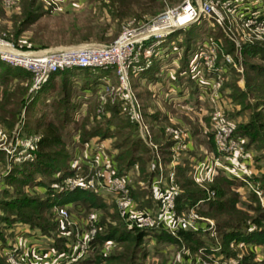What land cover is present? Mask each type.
<instances>
[{"label":"built area","instance_id":"obj_1","mask_svg":"<svg viewBox=\"0 0 264 264\" xmlns=\"http://www.w3.org/2000/svg\"><path fill=\"white\" fill-rule=\"evenodd\" d=\"M18 1L0 0L4 10L12 9ZM37 1L49 13H62L74 7L69 0ZM220 1L230 4L232 8L234 6L232 3H241L242 6L251 1V4H254L257 0H196L195 2L184 0L180 5L165 9L145 22L136 19L127 21L117 37L106 45L81 44L26 51L0 38V63L20 69L30 75L28 93L39 91L49 76L55 72L72 69L110 70L116 85L112 87L107 79H101L100 89L96 92L99 108L95 110V114L98 117H108L107 113H102L101 107L106 101L120 102L124 107L128 123L134 128L137 138L149 149L152 156L150 179L146 183L137 182L136 185H132L130 173L123 177L115 176L113 153L108 151L104 142L98 143L92 140L89 142L92 146L90 153L88 143L83 150L75 149L74 159L70 163V166L75 169L74 174L62 180L59 185H54L56 193L81 190L95 196L111 198L126 230L157 231L172 237L182 231L214 238L215 228L212 220L197 215L193 209L181 214L175 210V199L179 194L175 182V168L180 159L193 150L192 127L189 124H180L166 111L160 112L165 118L162 122L163 134L171 142L169 159L164 164L159 145L153 141L155 126L144 117L142 103L132 88V82L139 80L134 78L139 77L151 67L152 61L160 56L159 47L173 32L184 30L201 19H210L213 16L217 19L215 6ZM259 19L261 17L248 18L244 26L263 23L260 32L264 35V19L261 21ZM214 21L218 24V20L214 19ZM205 37L206 35H203L204 40ZM213 41L214 38H211V41H203L191 51L185 68L178 75L179 80L183 81L181 85L176 83L173 71L172 79H168L167 92H159L156 89L166 84L165 79H161L152 84L156 90L150 91L149 97L174 110L181 109L178 104L179 100H183L191 106L188 113L200 116L198 122L201 118H208V128L201 119L204 125L200 129L204 141L206 140L205 133L210 134L212 149L208 150L205 145H200L196 156L190 158L189 170L190 180L204 189L207 196L206 201L211 199L214 193L206 190L205 187L211 184L218 174H221L227 179L241 183L234 190L236 193L245 192L255 195L264 214V197L259 190L258 183L254 181L255 176L251 173L256 157L244 149L245 141L234 136V124L225 117L228 107L223 102V92L220 90V81L217 77L218 71L214 68L215 45ZM229 65V57L225 55L222 68L219 69L224 73ZM160 73L159 70L158 74ZM187 80H190L197 90L192 97L186 89L182 88ZM175 90V95H173L172 91ZM171 95L176 97L171 98ZM205 105L210 106L211 110L208 111ZM154 112L146 113L153 114ZM188 119L191 120L190 117ZM20 123L21 120H18L11 130L0 125V152L4 155L5 174L10 171L12 164L31 162L35 154L41 152L37 135L20 137ZM76 151H78L77 155ZM135 188L146 190L150 194L144 197L145 200H151L150 207L139 208L137 206L131 196V191ZM67 210L65 206H54L52 213L56 217L58 229L65 230L72 236L74 243L62 252L64 259L57 258L55 255L58 252L55 253L48 249L49 260L45 264L78 263L96 249L92 242L97 232L95 212L76 225L75 222L70 221ZM247 229L254 230L255 227L248 225ZM114 244L113 241H104L100 247L101 256H105ZM230 247L240 249L238 242L231 243ZM219 250L218 243L212 248L199 247L193 252L182 245L178 257L186 264H237L234 259L224 257ZM52 252L54 258L51 260ZM15 253H18V247L13 248L12 253H3V255L7 254L5 258L7 264H27L21 254L17 257Z\"/></svg>","mask_w":264,"mask_h":264},{"label":"trees","instance_id":"obj_2","mask_svg":"<svg viewBox=\"0 0 264 264\" xmlns=\"http://www.w3.org/2000/svg\"><path fill=\"white\" fill-rule=\"evenodd\" d=\"M107 1L114 4L116 2L119 3V6L121 5L120 8H123L126 4L122 0ZM26 2L31 5L37 4L39 7L41 6L37 0H28ZM148 2L153 3L154 0H148ZM126 9L130 11L128 7H126ZM124 14L126 13H123V15ZM136 17H140V15L136 14ZM185 29L173 32L163 43V45L169 48H172V43H174L178 49H181V54L178 58V66L174 70L175 80L178 85L183 83V81L179 80L178 75L185 68L187 58L193 50L196 39L200 37L202 33L204 34L200 27L188 26ZM181 31L186 33L182 38H180L179 35ZM207 33L209 34L210 32L208 31ZM101 36V32L93 34L86 33V35L81 37V41H88L91 38H99ZM178 38H180L179 41ZM227 52L229 53L230 50H226V53ZM258 52H264V46L256 44L246 45L243 48V55L248 57H252ZM162 65L161 60H153L151 67L139 75L140 79L137 80V82L142 80L143 83L149 84L161 81V77L158 73ZM247 69L264 76V67L262 66L247 64ZM94 70L99 69H72L52 73L46 84L41 87L36 95L53 81L59 80L62 84H66L67 92L62 94V98L59 99L60 103H58V100L57 105L59 108H62L63 121L69 120V118L73 117L72 112H76L79 108V104L75 105V103L71 102L76 94L69 85L71 81L77 79L80 84V90L87 89L91 93L94 92L93 86L95 83L101 81V78L111 72L109 70H102V76L100 75L99 78H93L92 71ZM3 75H5L6 78L7 76L9 78L10 76L17 77L21 75V77L25 76L28 80L30 79V75L25 71L11 68L0 63V88L3 86V83L7 81V79H3ZM252 79H254V77L248 76L246 78V86ZM224 87L229 89L232 93L228 96L231 99V103L237 102V104H241L240 100L244 98L245 94L237 91L236 81L233 80L228 85H224ZM182 88L186 89L191 97L195 95L197 91L190 80H187ZM257 90L261 92L260 99L257 100V102H259L258 106L264 108V87L259 85ZM27 91L28 87H14L11 91L7 90L6 92L2 91L0 93L1 126H5L8 130H11L18 122L21 110L26 106L28 110L32 108V105H34L33 100L36 95H32L28 100L29 95H27ZM136 94L142 103L144 117L155 126L153 130V141L159 145V152L165 164L169 159V147L171 144L169 138L166 137L162 131V122L165 118L158 112L146 115V110L149 107V104L146 102L148 99L145 97V101L142 93ZM253 99H255L254 96ZM98 106L97 98L95 99V107L92 106V108H90L86 105L85 115L88 116L89 112H91L92 117L90 118L94 120L95 125L90 129H86L85 126H87V124L84 121L81 127L76 126L74 130H77V135L74 141H64L60 135V125L54 124L52 126L49 120L38 119L34 123L25 121L22 124L23 130L25 129L28 132L26 135L31 134L39 137L38 145L41 152H37L31 162L12 164L10 171L3 178V184L8 182L10 184H15L17 187L12 191L8 189H2L0 191V194L6 196L5 199H0V227H6L7 225L5 224H9L10 226L17 222L19 225L45 237L48 236L51 231L58 230L57 221L52 213V208L54 206H72L74 204H80L86 208H92L94 210L100 209L104 212L105 203L101 196H95L90 192L81 190H73L62 194L54 193V185L74 174L75 169L70 166V163L74 159L75 149L83 150L84 146L92 140L98 143L105 140L110 142V148L114 152L113 161L116 168L115 176L123 177L130 172L129 170L134 168L140 171V175L137 177L138 180L147 181L150 179L152 156L149 149L137 138L134 128L128 123L122 104L120 102L106 101L101 107V111L102 113H107L108 117H98L95 114V110L99 108ZM205 107L208 111L211 110L210 106L205 105ZM247 108H251V105H245L242 109ZM26 112L28 113V111ZM254 114L257 121L252 120L240 124L235 122L233 117L226 118L234 124V136L242 138L245 141L244 149L257 154L256 163L260 165L262 172L254 177V181L258 183L259 190L264 197V120L257 111H255ZM202 120L208 128V118H203ZM186 123L192 127L194 147L192 151L188 152L185 157L180 159V162L175 168V182L179 190V194L175 199V210L178 214H181L189 209L196 208V212L200 216L213 219L215 221V236L211 238L210 243L217 242L220 247L219 252L223 254L224 257L234 259L237 264H264V256L258 261L255 255L246 254L242 248V246L244 247L246 245L258 246L264 243V214L261 211L258 199L255 195L249 193L248 197L254 201L255 207L246 206L245 211L237 209L235 204L237 203L238 196L236 193H231L230 188L232 185L240 186L241 183L239 181H232L218 174L213 179L212 183L205 187L206 190L214 193L213 197L206 201L207 196L204 189L199 187L196 188V185L188 178L186 173L190 170V158L196 156L200 145H205L208 150L212 149L210 134L205 133L206 140L204 141L202 138V131L197 123H193L192 120H186ZM50 147H56L58 149L52 151L49 149ZM0 159L2 160L0 163H2V165L5 164L2 152H0ZM118 163L122 164V166L117 167L116 164ZM34 175L47 176L46 183L42 182L41 179L33 183ZM30 185L46 189V195L40 199L27 194L25 195L22 189L24 187H30ZM147 195L149 196L150 194L148 192L131 191V196L139 208L151 206V200L148 199L145 201L144 199ZM197 203L198 205H196ZM203 208H206V211L199 213L198 210L201 211L200 209ZM248 211L253 212L254 215L249 216ZM11 212H14V214ZM105 217H108L111 221H118L121 229L111 227V224L108 222L106 223L105 219H103L99 226L96 225L100 231L97 230L95 237L92 239L96 249H94L86 259L72 264H113L116 262L126 264L124 261H126L127 258L131 260L133 255L130 248L127 247L124 249L128 252L130 257L112 254H107L102 257L100 254L102 243L104 241H113L115 244L129 243L132 244V248H134L142 238L151 234L152 236H156L157 239L164 238L171 243L184 245L191 251H194L197 247L207 246L206 240H203L201 235L198 234L179 231L172 237L166 233L157 231L126 230L117 212L114 215H107L105 213ZM248 225H253L255 229L248 230ZM1 239L3 240V238ZM233 242L239 243L240 255H236V252L230 247V244ZM51 250L59 252L60 248L51 247ZM129 264H132V262Z\"/></svg>","mask_w":264,"mask_h":264},{"label":"rangeland","instance_id":"obj_3","mask_svg":"<svg viewBox=\"0 0 264 264\" xmlns=\"http://www.w3.org/2000/svg\"><path fill=\"white\" fill-rule=\"evenodd\" d=\"M26 1L28 0H19L17 4L10 10H4L3 5L0 2V38L14 43L20 50L35 51L74 46L81 43L91 45H106L117 37L127 21L136 19L138 21L145 22L146 20L163 12L165 9H170L180 5L184 0H154L153 3L148 2V0H122L124 3H126L124 5L125 8H120L121 5L119 6V3L117 2L114 4L107 0H69L70 3L74 5V7H70L62 13H49L48 10L43 9L40 2L39 3L41 6L39 7L37 4L31 5ZM251 2L244 3V5H242L243 7L241 6V3H232L234 6L230 8V4H225L224 1H220L219 3H216L215 6V12L218 17L217 19L215 16H213V18L201 19L197 23L189 25L191 27H200V29L204 32V34L202 33L201 36L196 39L193 50L198 47L201 42H205L206 40L211 41V38H214V68L218 71L217 77L220 81V90L223 88L221 90V92H223V102H225L226 106L228 107V112L225 113V117H233L234 121L239 124L252 120L257 121L254 114L255 111H257V113H259L264 120V108L258 106L259 102H257L261 95V92L257 90V87H259V85L264 87V76L247 69V64L264 67V52H258L252 57L243 55V48L246 45L260 44L264 46V35H262V32H260L263 23L250 25L248 27L244 26L248 18L256 19L257 17H261L259 21L264 19V0L254 1L255 5L251 4ZM126 7H128L130 11H127ZM123 13L126 14L123 15ZM136 14L140 15V17H136ZM214 19L218 20V24L214 21ZM208 31L210 32L209 34L207 33ZM96 32H101L102 36L99 38H91L88 41H81V37L86 35V33L93 34ZM185 34L186 33L184 31H181L179 33L180 38L184 37ZM203 35H206L205 40ZM259 36L261 38H259ZM180 38H178V41ZM159 49L160 56L158 58L156 57L155 59L162 61L163 65L160 68L162 74L160 73V75L163 76L166 84L162 88L157 87L156 89H158L159 92H167L169 89L167 85L168 79H172L173 71L178 66V58L180 57L181 49H178L174 43H172V48H169L166 45H161ZM226 50H230V52L226 53ZM225 55H228L230 65L226 70H224L223 73L219 68H222L223 58ZM100 75H103L102 70L99 69L92 71L93 78H99ZM248 76L254 77V79H252L246 86L245 80ZM3 79H7V81L3 83V86L0 88V93L2 91L6 92L7 90L11 91L14 87H28V89L30 87V81L25 76H10L9 78L7 76L6 78L5 75H3ZM101 79H107L108 83L112 87L116 85L114 80L115 78L111 72ZM134 79L140 78L136 77ZM233 80L236 81L237 91L245 94L244 98L240 100L241 104H237V102L231 103V99L228 96L232 93L229 89L224 87V85H228ZM141 81L137 82L133 80L132 88L136 93H142L143 99L145 100L147 92L144 90V86L146 84ZM69 85L73 88V91H75L74 93H76L75 97L71 100L72 103H75V105L79 104V107L82 105V103L90 108H92V106L95 107V99L97 98L96 92L98 89H100L101 81L96 82L93 86L94 92H91V96H89L87 103L82 100V97L78 96V93L82 91L80 90V84L78 80L73 79ZM45 88L37 95L36 93L38 91L32 93H28L27 91V95H29L28 100L32 95H36V97L34 96V105H32L30 110L26 109L27 106L23 109L21 108L22 110L18 119L21 120L19 134L20 137L23 138L28 136L26 135L28 132L22 128V124L25 121L28 123H34L38 119L49 120L51 121L52 126L54 124L60 125L59 131L64 141H74L75 136L77 135V130H74V128H76V126L81 127L82 122H86V129H90L95 125L94 120L90 118L92 117L91 112H89L90 116H86L85 114L80 115L78 114L79 112H72L73 117L69 118V120L63 121L61 112L62 108H59L57 101L62 98V94L67 92L66 84H62V82L57 80L51 82V84ZM151 88L152 87H149L148 91H151ZM156 89L154 88V90ZM176 90L172 91L173 95H175ZM88 91L89 90L84 89L83 93L87 94ZM173 95L170 97L175 98L176 96ZM253 96L255 99H253ZM146 102L149 104V107L146 110L148 113L153 111H159V113L161 111H166L169 116L174 117L182 125L187 124L186 120H190L188 117L193 120V123H197L199 128L203 127L202 125H204L201 122L202 118L198 122L200 116L188 113L191 106L186 104L183 100H179L178 107H181L180 110H174L170 106H166V104L156 101L151 97H149L148 101ZM58 103H60V100ZM248 104L251 105V108L242 109ZM26 111H28V113ZM103 142L106 144V148L114 154L110 148V142L108 140ZM91 147V143H88L89 153L91 152ZM49 149L56 151L58 148L50 147ZM77 154L78 151H76V155ZM253 155L257 157V154L253 153ZM2 160L0 159V161ZM255 160H257V158ZM116 166L121 167L122 164L118 163ZM129 171L130 183H132V185H136L137 182L146 183L148 181L138 180L137 177L140 175L139 170L137 171L133 168ZM7 174H5V164L2 165V163H0V191L2 189H8L9 191H12L17 187L15 184H10L8 182L3 184V178ZM186 174L189 178V170ZM47 178V176L44 177L34 175L33 183L34 181H39V179L46 183ZM57 184L59 185L60 183ZM31 185L30 187H24L22 189L25 195L27 194L39 199L46 195V189L41 187H33ZM195 187L198 188L199 186L196 185ZM237 187V185H232L230 192L236 193L234 190L237 189ZM136 191L147 192L146 190H139V188H135V192ZM54 193L56 192L54 191ZM236 194L238 196L237 203L235 204L237 209L245 211L246 206L255 207L254 201L248 197V194L245 192ZM5 197V195L0 194V199H5ZM101 198L105 203L104 212L100 209L94 210L92 208H86L80 204H74L72 206L66 205L65 208L68 209L67 212L69 213L70 221L73 223L75 222L77 225L86 219L89 214L95 212L96 225L99 226L102 220L105 219V222L110 223L111 227H117L121 229L120 223L118 224V221H111L108 217H105V213L107 215H114L117 212L113 201L109 197L102 196ZM200 210L201 211L198 210L199 213L205 212L206 208ZM193 211L199 215L196 212V208H194ZM11 213L14 214V212ZM248 215L252 216L254 214L253 212L248 211ZM54 218L56 220L55 216ZM207 219L213 221L215 228V221L210 218ZM5 225L7 226L0 227V264H7L5 259L7 254L3 255V253H12L13 248L16 247H18V249H24L25 252L29 253L31 258L34 257L37 250L35 247H37L36 245L38 243V238L42 239L43 241L39 244L41 247H47L48 249H51V247H59L60 252H58V254L55 256L61 259H64L62 252H65L74 243L73 237L66 233L65 230H54L51 231L48 236L42 237L35 231L26 227L25 228L27 231H29V233L25 229H20L19 226H23L19 225L17 222L10 226L9 224ZM97 230H99V228H97ZM1 238H3V240ZM201 238L206 240L207 246H204L206 249L212 248L217 244V242L210 243L211 237L208 235H205L204 237L201 236ZM181 246L182 245L171 243L164 238L157 239L156 236H152L151 234L142 238V240H140V242L137 243L134 248H132V244L129 243L114 244L112 249L107 254L130 257L128 252L124 250L128 247L133 252L131 258V260H133L131 261L127 258L126 261H124L126 264H129L130 262H132V264H186L184 261H180V257H178ZM255 247L261 249L260 252L262 254L260 255V258L258 257L261 260L264 256V243ZM232 250L236 252V255H240V250ZM245 253L248 255H256L253 249H249L245 251ZM19 254L21 253H15V256L19 257ZM53 258L54 253L52 252L51 260ZM255 258L259 261L257 257ZM113 264H120V262Z\"/></svg>","mask_w":264,"mask_h":264},{"label":"crops","instance_id":"obj_4","mask_svg":"<svg viewBox=\"0 0 264 264\" xmlns=\"http://www.w3.org/2000/svg\"><path fill=\"white\" fill-rule=\"evenodd\" d=\"M196 0H193V2H195ZM161 68V67H160ZM160 77H161V79H163V76L162 75H160ZM154 83V82H153ZM153 83H150L149 85L148 84H146L145 86V90H148V87H152V84ZM46 84V83H45ZM44 84V85H45ZM43 85V86H44ZM155 88V87H154ZM153 87L150 89L151 91H153V89H154ZM147 93H146V97H147V99H148V97L151 95L150 93V91L148 92V91H146ZM91 93H90V91H88V93L86 94V93H83V90L82 91H80V93H78V96H80V97H82L83 99V101L84 102H86L87 103V101H88V99H89V96H91L90 95ZM85 108H86V105L84 104V103H82V105L78 108V110L76 111V112H79L78 114H80V115H84L85 114ZM104 144V143H103ZM105 146H106V144H104ZM262 172V169L260 168V165L258 164V163H256L255 162V164H254V167H253V169L251 170V173H252V175H254V176H257V175H259L260 173ZM19 228L20 229H25L26 231H27V229L23 226V227H21V226H19ZM28 233H29V231H27ZM40 242H43L42 241V239H40V238H38V243H37V247H35L37 250H36V254H35V256L34 257H32L31 258V256L29 255V253L28 252H25V250L24 249H22V248H19L18 249V252H20L21 253V256L25 259V261L27 262V264H45L46 263V261L47 260H49V257H48V248L47 247H41L39 244H40ZM14 249H16V248H14ZM249 249H253L254 250V252H255V257H259L260 258V255L262 254L261 252H260V248H258V247H255V246H252V245H246V246H244L243 247V250L244 251H247V250H249ZM28 253V254H27ZM39 253V254H38ZM258 258V259H259ZM51 259V258H50Z\"/></svg>","mask_w":264,"mask_h":264}]
</instances>
